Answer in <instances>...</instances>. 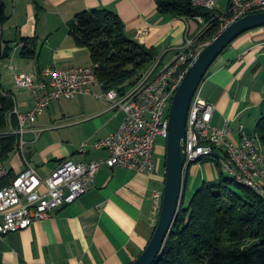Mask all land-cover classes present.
<instances>
[{
	"label": "crops",
	"instance_id": "0c3cea01",
	"mask_svg": "<svg viewBox=\"0 0 264 264\" xmlns=\"http://www.w3.org/2000/svg\"><path fill=\"white\" fill-rule=\"evenodd\" d=\"M2 1L9 17L3 25V38L13 50L0 62L1 83L12 93L20 112L31 109L33 98L29 90L15 84V74L36 75L51 65L65 68L93 64L88 48L78 45L70 33V23L80 11H115L130 37L156 50L157 56L147 69L157 62L159 68L172 61L185 40L199 34L207 23L202 17L159 13L155 0ZM228 7V0H219L214 13L225 15ZM23 38L37 45L35 56L20 55ZM100 89L101 86H95V90ZM200 90L202 97L215 107L213 125L221 126L229 119L233 128L231 138L236 143L241 140V124L245 135L253 137V127L264 114V26L234 39L211 64ZM80 95L93 96L75 97ZM63 99L52 101L27 126L24 139L29 145L25 155L16 147L3 160L11 177L27 164L44 177L64 159L90 162L106 156V151L94 148L93 143L118 129L122 113L98 98L100 101H77L79 119L63 124L69 128L63 138L42 137L59 111L56 107L49 109ZM62 115L66 116L64 112ZM83 143L87 144L82 146ZM158 149L162 153L165 147ZM204 160L200 164L207 162ZM191 165L184 174L182 200L191 197L201 179L213 181L211 168L203 173L199 164ZM164 170V165L158 164L156 173L150 175L121 166H102L88 191L74 202L26 229L0 238V264H130L152 237L159 213L150 195L153 189L162 188Z\"/></svg>",
	"mask_w": 264,
	"mask_h": 264
},
{
	"label": "built area",
	"instance_id": "2783aa9c",
	"mask_svg": "<svg viewBox=\"0 0 264 264\" xmlns=\"http://www.w3.org/2000/svg\"><path fill=\"white\" fill-rule=\"evenodd\" d=\"M218 1L195 0L192 4L212 10ZM228 2V12L225 15L215 14L212 19L216 21L227 18L229 25L244 15L264 11V0ZM250 3H257V11H249ZM208 26L209 23H206L200 33ZM201 50L202 48H198V34L187 38L172 61L159 68L157 62L121 93L114 89L95 90V86H101V83L94 79V64L65 68L51 65L36 75L15 74V84L30 91L33 105L26 112H20L15 105L12 113L16 115L18 125L14 128L9 123L5 133L18 135L16 147L23 155L29 145V141L24 139L27 126L54 100L70 99L78 94H92L108 102L116 112H121L122 119L116 131L93 143L94 148L106 151L104 158L90 162H77L67 158L44 177L37 173L34 166L27 164L9 185L1 187L0 238L26 229L35 221L43 220L62 206L74 202L88 191L96 173L104 165L121 166L137 173H156L159 164L154 159L156 139L168 137V107L182 81H174L175 68L180 67L187 54H194L195 59ZM214 110L213 103L202 97L199 86L191 99L187 115L184 166H187V159L199 151H215L226 154L223 160L227 162V169L242 179L248 180V169H255L256 174L264 176L261 165L249 164L244 152L236 146V140L231 138L233 128L230 120L225 119L221 126L212 124ZM238 131L240 137H245L248 148H252L242 124ZM195 135L203 136V145L194 144ZM86 144L83 143L82 146ZM8 176L9 170L0 156V180ZM254 185L264 195V185ZM162 195L163 188L153 189L150 195L158 213Z\"/></svg>",
	"mask_w": 264,
	"mask_h": 264
},
{
	"label": "trees",
	"instance_id": "16d2710c",
	"mask_svg": "<svg viewBox=\"0 0 264 264\" xmlns=\"http://www.w3.org/2000/svg\"><path fill=\"white\" fill-rule=\"evenodd\" d=\"M157 11L176 17H202L209 26L198 34V45H205L221 30L212 19L214 9L196 7L192 0H155ZM0 0V62L10 56L13 46L3 38L8 20ZM75 42L86 46L96 66V76L104 90L123 92L133 85L155 60L157 52L130 37L118 14L111 9H92L75 14L70 23ZM20 55L31 58L37 45L21 39ZM188 64L184 66L187 67ZM15 101L3 88L0 72V156L5 160L16 148L18 135L5 133L10 123L17 127L12 113ZM264 148V114L255 126ZM218 156L226 157L225 153ZM220 166L218 159L213 158ZM215 181H203L188 200H182L161 253L153 264H264V196L223 172ZM14 177L0 180V188Z\"/></svg>",
	"mask_w": 264,
	"mask_h": 264
},
{
	"label": "water",
	"instance_id": "95a60500",
	"mask_svg": "<svg viewBox=\"0 0 264 264\" xmlns=\"http://www.w3.org/2000/svg\"><path fill=\"white\" fill-rule=\"evenodd\" d=\"M261 26H264V11L250 13L232 21L207 42L185 72L168 112L165 179L157 223L148 244L130 264H153L156 261L178 213L184 186L187 115L195 91L214 60L234 39L250 29Z\"/></svg>",
	"mask_w": 264,
	"mask_h": 264
},
{
	"label": "bare ground",
	"instance_id": "6f19581e",
	"mask_svg": "<svg viewBox=\"0 0 264 264\" xmlns=\"http://www.w3.org/2000/svg\"><path fill=\"white\" fill-rule=\"evenodd\" d=\"M195 0H192L194 2ZM249 11H257V3H250L249 4ZM220 24L221 30H223L226 26H228V19L227 18H219L217 20ZM220 30V31H221ZM207 44V43H206ZM205 44V45H206ZM204 45V46H205ZM203 45H198V48H203ZM194 60V54H187L186 58L183 60V63L180 64V67H176L174 71V81H181L187 71L189 65ZM188 64L187 67L184 66ZM94 79H98L96 73L94 71ZM169 112V107H168ZM248 141L251 143L252 148H248V144H246L245 137H241L239 143H236V146L241 152H244L245 159L249 162V164H257L261 165V172L264 173V148L260 143V140L255 134L253 137H247ZM194 144L196 145H203V136L202 135H195L194 136ZM257 153L260 156H256ZM215 151H199L189 157L187 159V166L183 167V173L185 174L186 170L193 162L201 161L205 157L217 158L220 164V168L222 171L228 172L237 182L244 184L245 186L250 187L260 195L264 196L259 188H257L254 184L264 185V176L261 174H256L255 169H248V180L242 179L241 177L237 176L236 173L229 171L227 169V162L223 160L222 156H218Z\"/></svg>",
	"mask_w": 264,
	"mask_h": 264
},
{
	"label": "rangeland",
	"instance_id": "374dc122",
	"mask_svg": "<svg viewBox=\"0 0 264 264\" xmlns=\"http://www.w3.org/2000/svg\"><path fill=\"white\" fill-rule=\"evenodd\" d=\"M149 67L150 65L148 64L146 69ZM81 99H90L94 101H100V100H97V98L93 96L91 97V96L80 95L72 99H63L59 102H54L53 105L51 106V109H49V111H53V107H56V110H59L57 112V117H55L57 119H53L54 121H50L49 125H52V126L47 128L44 132H42L41 134L42 137L57 136V137L63 138V136H65V133L69 131L68 126H63V124H67L68 122L76 121L77 119H79L78 117L79 115L78 113H76L75 108L77 107V101ZM62 112H64L66 116L62 115ZM46 115H49V112H47ZM255 126L256 125H254L253 127V132H255ZM165 146H166V139L162 137H157L156 144H155V150H154V159H155L156 164L159 163V165H164L166 148L164 149L162 153L159 152L158 148L165 147ZM204 159L202 160L207 161L204 164L203 163L200 164L202 162L201 160V161L193 162L192 165L190 164L191 167L194 166L195 164H199L203 173L206 172V170H208L209 168H211L212 173H213L212 180L213 181L217 180V178L220 175L219 172L222 171V169L220 168V166H217V164H215V160H213V158L205 157ZM75 160H77V158ZM222 172L224 176L231 177V175L228 172L226 171H222ZM210 180L211 179H208V178H206V180L201 179L198 184L200 185L203 181H210ZM162 188H163V185H162Z\"/></svg>",
	"mask_w": 264,
	"mask_h": 264
}]
</instances>
